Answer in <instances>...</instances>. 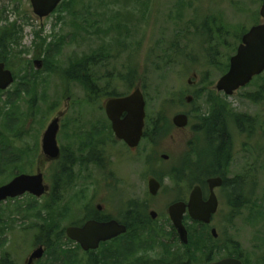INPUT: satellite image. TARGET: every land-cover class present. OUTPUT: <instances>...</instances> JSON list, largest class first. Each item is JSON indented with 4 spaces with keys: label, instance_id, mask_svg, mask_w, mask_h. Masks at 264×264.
Segmentation results:
<instances>
[{
    "label": "rangeland",
    "instance_id": "obj_1",
    "mask_svg": "<svg viewBox=\"0 0 264 264\" xmlns=\"http://www.w3.org/2000/svg\"><path fill=\"white\" fill-rule=\"evenodd\" d=\"M263 1L62 0L53 13L40 18L31 0H0V46L7 34L4 62L17 77L8 89L0 90V186L38 170L52 183L62 163L73 160L71 177L57 192V202L52 190L41 197L27 193L0 203V261L8 253L11 264H26L40 245L45 252L36 264H132L144 255H180L182 248L171 243L174 234L166 209L179 195L187 198L191 188L164 178L161 190L152 196L148 180L161 179L162 173L180 165L197 149L193 141L203 139L199 146H209L204 123L220 114L232 154L225 176L240 177L242 184L236 191L217 190L220 210L213 225L222 240L238 243L250 264H264V72L233 95L216 89L241 43L239 37L263 22ZM96 53L99 62L91 72L97 80L84 74L95 81L97 93L109 76L115 79L130 67L137 69L131 89L116 81L112 86L117 84L116 92L124 95L140 87L147 119L163 112L171 123L167 133L142 140L139 156L115 137L105 110L108 96L90 102L84 82L68 75L74 64ZM38 60L43 62L40 68L35 65ZM60 113L63 156L48 164L41 148L43 134ZM178 113L189 114L185 127L173 124ZM238 116L252 118L254 126L246 122L240 128ZM96 146L104 149L100 163L90 160ZM237 192L245 204L236 206ZM132 201L148 206V222L134 224L127 236L102 244L92 254L61 235L84 222L85 214L98 204L122 220ZM150 204L160 213L154 223L149 221ZM186 223L193 229L190 219ZM197 260L203 262L202 254Z\"/></svg>",
    "mask_w": 264,
    "mask_h": 264
},
{
    "label": "water",
    "instance_id": "obj_2",
    "mask_svg": "<svg viewBox=\"0 0 264 264\" xmlns=\"http://www.w3.org/2000/svg\"><path fill=\"white\" fill-rule=\"evenodd\" d=\"M62 0H31L34 13L40 18L49 16L55 11ZM263 22L252 26L242 37L237 51L230 58V66L216 83V89L226 95H233L237 90L248 85L254 77L264 72V1L260 8ZM42 61H35L40 68ZM196 76V73L193 74ZM15 81L14 73L6 67L5 62H0V89L6 90ZM190 81V80H189ZM192 97L188 98L191 101ZM107 117L111 121L112 129L118 139L123 140L128 146L136 147L142 140L145 128L146 100L140 87L128 95L112 97L105 105ZM62 114L53 118L42 139V151L51 159L60 157L61 149L58 143L60 120ZM189 117L186 113H178L173 117V123L177 127H185ZM164 158H167L164 155ZM222 178H209L212 193L208 200L203 199L202 189L196 186L189 202L177 201L169 206V215L178 230L181 240L188 242V231L184 224V215L189 210L193 219L210 223L212 216L217 212L219 199L214 191L216 186L222 184ZM160 182L156 178L149 180V188L152 194H157ZM44 174L38 170L35 174L21 173L8 183L0 186V203L9 198H17L26 193L41 197L47 192ZM156 212L151 215L156 217ZM127 226L116 219L108 221L88 220L82 226L71 225L66 228L67 236L78 242L85 251L96 250L102 242L110 241L127 232ZM217 235L216 228L212 231ZM45 252V248L39 246L34 249L26 260V264H35ZM214 264H243L239 260L227 259Z\"/></svg>",
    "mask_w": 264,
    "mask_h": 264
},
{
    "label": "trees",
    "instance_id": "obj_3",
    "mask_svg": "<svg viewBox=\"0 0 264 264\" xmlns=\"http://www.w3.org/2000/svg\"><path fill=\"white\" fill-rule=\"evenodd\" d=\"M122 21H120V24L118 25V27L122 25ZM7 36L8 35L6 34V35H3L2 37L4 38ZM242 36L239 37L241 41H242ZM3 38H2V45L0 46V62L6 61L5 58L6 57L8 58L7 52H9V49L6 47V42L4 41ZM99 55L100 54L96 53V54L85 57L80 62L74 64L71 70L68 72L69 76L76 77L77 79L84 82V86L88 92V99L90 102L92 99L95 100L96 98L102 95L108 96V98L124 95V94H121L120 92H116L117 84L116 86H112L113 82H114V85H115V81L119 83L122 82L125 85H127L129 89H131L135 84L136 78L138 77L137 75L138 70L130 67L128 68L127 72L121 73L120 76H117L115 79H111L109 76L107 80L105 81V85L103 87L100 86L99 93H97L98 89H95L93 87L94 85L93 82L95 83V81L90 82V78L88 77V75H85L84 72H86L87 74H92L94 76V74L91 71L96 66V62L98 60L97 57H99ZM6 65L8 66V64ZM228 68H229V63L227 64L226 69L228 70ZM94 79H96L95 76H94ZM100 92L101 93L104 92V94H101ZM154 120H155V124H154ZM154 120L153 118L147 119L145 138H148L147 136H149L150 134L152 135V133H154V136L158 135L160 132L167 133V131L172 127L171 123L164 119L163 112H161L160 114L158 113V115L155 117ZM246 122L248 123L249 127L254 126V120L252 118L245 119L243 116L237 117V123L240 128L244 129L243 126L246 125ZM159 123H160V126H159ZM204 126L206 127L205 132L208 134V137H209V139L207 138L209 146L206 147L202 152V154H204L203 157H205L206 160L202 162L201 160L202 157L201 159L198 158L199 160L195 163V165H193L195 169V173H198L196 181L199 180L200 182L204 181V179H202L203 177L213 175L218 171L219 172L223 171L232 160V157H231L232 154L230 153L229 131L224 123L223 118H221V115L219 114L218 118H216L215 116L208 118L205 121ZM18 136H19V131L18 133H16V135H14V137H16L17 139ZM103 151L104 149L100 147H97V146L94 147L92 150V155H91L90 160L100 163L103 158V155H102ZM191 166H192V163L190 162L188 157L185 156L181 166L173 168L169 172L162 173L163 177L161 175L160 177L163 180L164 176H168V178H170L172 183L180 184L186 180L187 178L186 175L188 174V171L191 169ZM72 169H73L72 159H68V161H66L65 163H62V165L58 169V173L54 177V180H55V187H54V193H53L54 196L52 194L55 202L59 200V197H58L59 193L57 192L59 190L65 189V187L67 186L68 180L71 177L70 171H72ZM241 184H242L241 178L236 177L233 180L231 179L225 180V186L228 188L231 187V189L233 188L235 191L236 189L240 187ZM178 198H182V197H178ZM234 200H235L236 206H240L246 203V200H243L239 192L236 193V197L234 198ZM129 206L131 210L128 213H126L125 216L123 217V222L127 224L128 226V232L132 230L131 228H133L134 224L138 225V223L146 221V217H147L146 210H144L139 203L137 202L135 203L134 201H132L130 202ZM91 217H95L96 219H99V220L107 218V217L99 218L97 216H93V211L89 210V212L85 214L83 220L85 221ZM81 223H83V221L79 222V224L77 225H80ZM64 231L65 230L61 231V235L64 237L65 236L67 237ZM128 232L119 236L118 238L114 240L127 236ZM205 236L212 237L210 234H207ZM49 240L50 239L47 240V245H49V243L51 242V241L49 242ZM106 243L107 242L103 244H106ZM7 254H5L3 259L0 261V264H11V262H9L10 259H8Z\"/></svg>",
    "mask_w": 264,
    "mask_h": 264
},
{
    "label": "flooded vegetation",
    "instance_id": "obj_4",
    "mask_svg": "<svg viewBox=\"0 0 264 264\" xmlns=\"http://www.w3.org/2000/svg\"><path fill=\"white\" fill-rule=\"evenodd\" d=\"M187 115L190 118L189 114H187ZM146 125H147V114H146V117H145V128H144V134H143L142 140L143 139H146L145 138ZM111 127H112V124H111ZM114 135L117 138L115 132H114ZM205 136H206V139L207 138L209 139L208 134L206 132H205ZM205 136L203 138H205ZM208 139H207V141H208ZM118 140H120V141H122L124 143V145L127 147V150L131 154H135V156L141 155L140 152H137V149L140 146L142 140L139 143V145L136 146V147H130L123 140H121V139H118ZM201 142H203V139H201L200 142H198V143L197 142L195 143V141H193L192 144L194 146H197L198 145V147H197L196 150L192 149L193 150L192 151L193 152L192 154L187 153V155H186V157H188V159L192 163V166H191V169L188 171V174L186 175L187 176L186 180L183 181V182H186L187 183V185L189 186V188H191V191H190V193H189V195H188L187 198H186L185 195H183V196L179 195V197H182V198H178L177 197L170 204H172L173 202H177V201L189 202L190 195H191L193 189L197 185L200 186L201 189H202L203 199L204 200H208L209 197H210V195H211V193H212V190H211L210 184L208 182V179L209 178H217V177H220L223 180L222 181V184L220 186H216L214 188V191H215V193H216V195H217V197L219 199V206H218L217 212L214 213L213 216H212V221L210 223H206V222H203V221L195 220V219H193L191 217L189 210H187V212L184 215V224H185L186 229L188 231V242L187 243H184L181 240L180 235H179V232L175 228V226H174V224H173V222L171 220V217L169 215V206H170V204H169L167 206V209H166L167 210V215H166L165 219H170L171 224H172L171 231H173L174 237L171 240V243L174 246L181 247L183 252L180 255L177 254V255L174 256V254H173L172 257H171V255H167V254H165V255L162 254V255H157V256L156 255H151V256L144 255V256H140V257L136 258L132 262V264H204V262L207 263V264H214V263H217V262H220V261H223V260H227V259L239 260L243 264H250V262L246 258L243 257L242 249L239 248L238 243L234 242L231 239L222 240L223 238L222 239L220 238V233L218 231V228L215 225H213V223L215 221V218H216V216H217V214L219 213V210H220V196H219L217 190L226 187L225 186V180H227V179H231L232 180V178H228L227 176H225V171L223 170V171H220V172L218 171V172H216L213 175H209V176L203 177L202 179H204V181H202V182H200L199 180L196 181V178H197L198 173H195V169H194L193 165H195V163L199 159H201V157H202L201 156V153L206 148L204 146H203V148H201L202 146H199V144ZM59 146H60V149H61V153H60V157L59 158H57V159H51V158L47 157L46 155H44L46 157V159H47V163L48 164L58 163V162L61 161L62 156H63V149L61 148V145L60 144H59ZM164 155H166V154L161 155V157L163 159H167L168 158V155H166L167 158H164ZM192 156H195L194 159L192 158ZM183 160H184V158H183ZM183 160L181 161L180 165H178L176 167L181 166ZM201 160L203 162V161L206 160V158L205 157H202ZM176 167H174V168H176ZM155 170H156V172L158 171V169H156V168H155ZM43 174H44V172H43ZM44 178H45V183H46L47 189H48L46 193H50L52 190L54 191L55 180L52 181V183L51 182H48V179H46L45 174H44ZM151 178H156L160 182L161 186H160V189L159 190H161V188L163 186V180L160 179L158 176H151L149 178V180ZM164 178H168V176H164ZM237 178H240V177H237ZM149 180H148V191H149L150 195L156 196L157 194H152L150 192ZM137 203H140V202H137ZM151 208H152V205L150 204L149 205V210H150L149 211V216L151 217V220H149V221H151V223H154L155 220H156V218L159 216L160 213H158L157 210L151 209ZM143 209L146 210V212H147L148 206L143 207ZM130 210H131V208L129 207V209H127L126 211L129 212ZM92 211H93V216H97L99 218H104V217H107V218L106 219H100L99 220V219H96L95 217H91V218L87 219L86 221H88V220L108 221V220H111V219H116L119 222L125 224L123 222V219L122 220H119V219H117L115 217H112L110 215V213H105L103 211V205L102 204H98L97 205V208H95ZM152 211H155L157 213L156 214V217H153L151 215V212ZM189 219H190L191 223L194 224V225H192L193 229H191L187 225V223H186V221L189 220ZM86 221H84L81 225H83ZM147 222H148V220L146 219V221L141 222L140 225L141 226L142 225H145ZM125 225H127V224H125ZM195 225L198 226L196 229H194V226ZM214 228H216V230H217V235H215L212 232ZM202 234L204 235L203 237H201ZM207 234H210L212 237L205 236ZM192 235H199V236L195 237V236H192ZM40 246H42V245H40ZM230 247H233V248L231 249ZM177 248L178 247H176L175 249H177ZM195 251H197V253H195ZM144 254H146V253H144ZM199 254H202V261L203 262H198V260L196 262V258H197V256ZM167 257H169V258H167ZM36 262H35V264H36Z\"/></svg>",
    "mask_w": 264,
    "mask_h": 264
}]
</instances>
